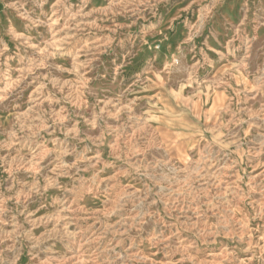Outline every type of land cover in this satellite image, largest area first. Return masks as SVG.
I'll use <instances>...</instances> for the list:
<instances>
[{"label":"rangeland","instance_id":"1","mask_svg":"<svg viewBox=\"0 0 264 264\" xmlns=\"http://www.w3.org/2000/svg\"><path fill=\"white\" fill-rule=\"evenodd\" d=\"M0 264H264V0H0Z\"/></svg>","mask_w":264,"mask_h":264}]
</instances>
